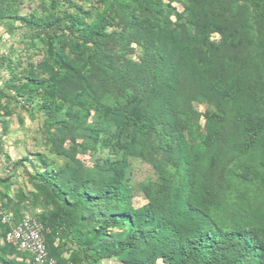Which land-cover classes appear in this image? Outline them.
<instances>
[{
  "label": "rangeland",
  "instance_id": "1",
  "mask_svg": "<svg viewBox=\"0 0 264 264\" xmlns=\"http://www.w3.org/2000/svg\"><path fill=\"white\" fill-rule=\"evenodd\" d=\"M161 1L173 12L150 13L134 0H0V13L8 10L17 17L0 18V264H31L23 254L7 248L2 234L24 217L44 222V232L60 257L57 264H89L79 257L77 246L57 224L52 205L36 193L37 182L32 177L36 173L53 174L57 185L76 193L82 184L90 182L85 189L95 195L94 185L101 186L115 176L121 154L102 132V122L110 110L126 109L137 101L151 112L154 130L137 146L142 157L125 158V177L133 189L152 185L158 191L155 185L162 182L159 190L163 197L173 194L177 186L173 144H165L168 128L161 118L164 109L156 100L158 89L151 78L156 67L155 41L162 33L175 31L190 38L189 20L212 18L219 31L210 39L222 46L225 61L235 63L244 85L255 97V115L264 118L260 11L243 0ZM72 20L80 21L86 32L108 35L104 47L96 49L71 32ZM57 21L64 23L56 32L46 26ZM53 47L66 63L80 70L88 90L68 80L64 65L59 68L53 64ZM29 79L47 81L55 90L28 86ZM179 80L180 105L185 112L182 120L189 122L195 139L200 142L206 133L207 115L215 119L220 135L226 138L232 132V103L205 94L184 72ZM60 88L71 92L63 96L56 90ZM230 157L228 154L214 168L212 176L221 200L227 203L234 199L231 184L239 181L233 175L240 167ZM230 175L231 183L227 180ZM263 201L264 187L254 206ZM132 203L137 212L148 205L137 194ZM110 205L112 210L114 203ZM222 206L218 203L212 214L220 212ZM98 227L94 222L85 231ZM127 232L126 228L107 230V240L122 239ZM96 264L123 263L112 258Z\"/></svg>",
  "mask_w": 264,
  "mask_h": 264
},
{
  "label": "trees",
  "instance_id": "2",
  "mask_svg": "<svg viewBox=\"0 0 264 264\" xmlns=\"http://www.w3.org/2000/svg\"><path fill=\"white\" fill-rule=\"evenodd\" d=\"M134 1L150 13L173 12L161 0ZM243 1L260 11L264 33V0ZM9 13L8 10L0 13V18H17ZM63 23L57 21L46 26L56 32ZM189 23L190 38L172 31L156 39V67L151 72L152 82L158 89L156 100L164 109L161 118L168 128L165 144L172 143L174 150L177 186L170 197L161 194L162 182L155 185L158 191L152 185L133 189L127 183L124 160L127 156L142 157L137 146L155 126L154 116L137 101L126 109L106 113L103 135L121 154L115 176L101 186L94 185L95 195L85 189L90 182L82 184L81 191L76 193L67 186L57 185L53 174L36 173L32 177L37 182L36 193L52 205L57 224L71 237L79 257L89 260V264L112 258L123 264H156L157 261L162 264H264V201L254 206L264 187V118L255 115L258 112L255 97L244 85L235 63L225 61L221 56L222 46L210 39L219 31L218 24L212 18L191 19ZM70 25L71 32L96 49L104 47L109 38L102 31L86 32L80 21L72 20ZM50 36L56 38L55 33ZM50 53L53 64L67 68L65 74L69 81L89 89L80 70L66 63L58 48L53 47ZM182 72L205 94L232 103V132L226 138L220 135L219 125L210 115L200 142L195 139L189 122L182 120L185 113L180 105ZM28 82V86L36 89L55 90L54 85L44 80L29 79ZM68 88L56 90L65 96L71 92ZM228 154L240 166L239 173L233 175L239 181L231 184L234 199L230 203L221 200L220 191L212 181L214 168ZM231 176L227 178L230 183ZM135 194L148 201L141 212L133 208ZM218 203L224 206L212 214ZM35 220L45 229L43 221ZM94 222L99 224L98 229L85 231ZM124 228L128 232L122 239L107 240V230ZM9 229L8 226L2 234ZM44 240L49 258L57 264L60 257L57 249L51 247L46 230ZM6 245L17 251L12 245ZM21 254L28 259L27 254Z\"/></svg>",
  "mask_w": 264,
  "mask_h": 264
},
{
  "label": "built area",
  "instance_id": "3",
  "mask_svg": "<svg viewBox=\"0 0 264 264\" xmlns=\"http://www.w3.org/2000/svg\"><path fill=\"white\" fill-rule=\"evenodd\" d=\"M4 222L8 220L5 219ZM9 228L4 235L6 244L12 245L20 253L27 254L32 264H54L46 250L44 229L35 219L24 217Z\"/></svg>",
  "mask_w": 264,
  "mask_h": 264
}]
</instances>
